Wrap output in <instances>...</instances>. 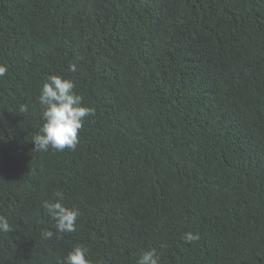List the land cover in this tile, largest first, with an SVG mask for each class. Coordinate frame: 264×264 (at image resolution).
<instances>
[{
  "label": "trees",
  "instance_id": "obj_1",
  "mask_svg": "<svg viewBox=\"0 0 264 264\" xmlns=\"http://www.w3.org/2000/svg\"><path fill=\"white\" fill-rule=\"evenodd\" d=\"M0 65V264H264V0H0ZM53 74L95 108L75 150L32 140Z\"/></svg>",
  "mask_w": 264,
  "mask_h": 264
},
{
  "label": "clouds",
  "instance_id": "obj_2",
  "mask_svg": "<svg viewBox=\"0 0 264 264\" xmlns=\"http://www.w3.org/2000/svg\"><path fill=\"white\" fill-rule=\"evenodd\" d=\"M75 72L77 65H70ZM8 69L0 65V77L5 76ZM76 85L70 78L60 75H50L42 84L38 102L41 106L43 124L33 137L36 151L47 152L49 149L64 151L75 150L79 143V132L86 117L95 115V108L85 105L83 97L74 89ZM55 199L45 200L42 207L56 221L59 233H71L77 230L76 222L80 215L79 209L66 206L63 203V193L54 194ZM12 226L6 216L0 215V232H10ZM44 239H51L53 231L45 229L41 233ZM199 235L193 232L185 234L187 242L199 240ZM63 264H91L88 259V249L82 245L74 246L65 256ZM136 264H161L159 254L155 249L142 251Z\"/></svg>",
  "mask_w": 264,
  "mask_h": 264
}]
</instances>
